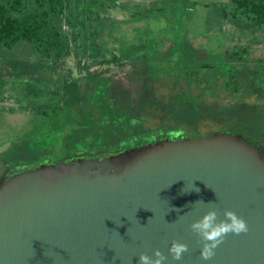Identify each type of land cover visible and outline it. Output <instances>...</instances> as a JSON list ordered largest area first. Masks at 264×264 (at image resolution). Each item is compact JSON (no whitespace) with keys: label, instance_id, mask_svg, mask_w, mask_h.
<instances>
[{"label":"water","instance_id":"water-1","mask_svg":"<svg viewBox=\"0 0 264 264\" xmlns=\"http://www.w3.org/2000/svg\"><path fill=\"white\" fill-rule=\"evenodd\" d=\"M6 170L0 264H141L156 250L162 264H264V154L241 134L164 137ZM213 209L218 219L234 212L248 231L226 234L204 260L191 224ZM174 241L187 246L179 260Z\"/></svg>","mask_w":264,"mask_h":264},{"label":"trees","instance_id":"trees-1","mask_svg":"<svg viewBox=\"0 0 264 264\" xmlns=\"http://www.w3.org/2000/svg\"><path fill=\"white\" fill-rule=\"evenodd\" d=\"M91 1L88 11L100 12L105 0H99L97 7V0ZM231 3L232 19L246 18L255 27L264 28V0ZM65 4L66 0H0V50L23 42L33 44L45 58H67L68 37L61 26ZM180 47L178 43L174 48V57L155 58L142 65L146 87L154 83L171 86L174 93L166 103L116 102L109 83L89 74V83L95 86L88 100L63 92L65 95L57 103L37 108L42 114L40 122L35 123L37 132L22 148L31 145V141H37L35 149L43 143L53 146L54 157L46 158L48 163H57L62 159L119 153L164 137L194 139L216 131L241 134L252 142L264 141V61L251 60L248 50L237 46L222 52L218 62L200 63L188 61L179 52ZM10 65L17 71L16 78L31 74L18 69L19 63ZM60 92L56 88V93ZM209 122L214 129L202 133L200 127ZM40 136L48 139H37ZM17 154L0 156V168L22 167L16 166Z\"/></svg>","mask_w":264,"mask_h":264},{"label":"rangeland","instance_id":"rangeland-1","mask_svg":"<svg viewBox=\"0 0 264 264\" xmlns=\"http://www.w3.org/2000/svg\"><path fill=\"white\" fill-rule=\"evenodd\" d=\"M91 3L66 0L61 26L68 37L67 58H45L33 44L23 42L0 50V156L15 157L18 152L16 166L54 157L53 146L46 143L35 149L37 141H31L22 148L37 132L35 123L42 118L37 108L57 103L63 92L88 100L95 86L89 74L109 83L116 102L158 105L169 101L174 91L162 84L146 87L142 65L174 57L178 43L188 61L215 63L222 52L237 46L246 48L251 60L264 61V28L246 18L232 19L231 0H105L96 14L87 9ZM10 62L31 74L16 78ZM212 124H203L200 131L210 133ZM259 144L264 154V141ZM6 171L0 168V176Z\"/></svg>","mask_w":264,"mask_h":264},{"label":"clouds","instance_id":"clouds-1","mask_svg":"<svg viewBox=\"0 0 264 264\" xmlns=\"http://www.w3.org/2000/svg\"><path fill=\"white\" fill-rule=\"evenodd\" d=\"M191 229L205 241L201 250V256L204 260H208L214 255V249L226 234L233 233L238 235L248 231L244 220L239 218L234 212L225 211L224 219H218V214L214 209L209 210L199 220L193 222ZM185 251H187V246L175 241L169 249L175 260L181 259ZM154 257L141 254L139 260L141 264H162V261L167 259L159 250L154 252Z\"/></svg>","mask_w":264,"mask_h":264}]
</instances>
